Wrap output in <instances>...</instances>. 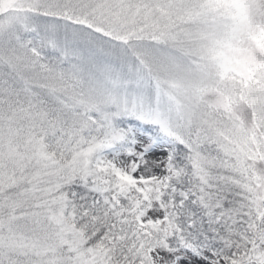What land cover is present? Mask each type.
I'll use <instances>...</instances> for the list:
<instances>
[{
    "label": "snow or ice",
    "instance_id": "1",
    "mask_svg": "<svg viewBox=\"0 0 264 264\" xmlns=\"http://www.w3.org/2000/svg\"><path fill=\"white\" fill-rule=\"evenodd\" d=\"M0 264H264V0H0Z\"/></svg>",
    "mask_w": 264,
    "mask_h": 264
}]
</instances>
